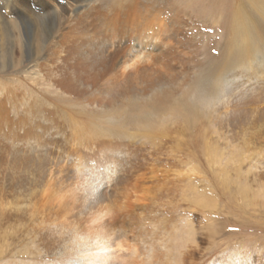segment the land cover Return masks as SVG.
Segmentation results:
<instances>
[{
	"label": "bare ground",
	"instance_id": "obj_1",
	"mask_svg": "<svg viewBox=\"0 0 264 264\" xmlns=\"http://www.w3.org/2000/svg\"><path fill=\"white\" fill-rule=\"evenodd\" d=\"M216 2L221 38L190 2L4 0L21 17L0 11V242L50 264L77 223L127 221L145 172L202 155L216 105L232 131L264 116V0Z\"/></svg>",
	"mask_w": 264,
	"mask_h": 264
},
{
	"label": "rangeland",
	"instance_id": "obj_2",
	"mask_svg": "<svg viewBox=\"0 0 264 264\" xmlns=\"http://www.w3.org/2000/svg\"><path fill=\"white\" fill-rule=\"evenodd\" d=\"M174 1L190 2L189 10L209 35H225L226 24L220 27L218 21L230 6L216 0ZM3 2V16L17 21L18 11ZM223 111L216 105L208 118L202 155L190 149L180 159H165L162 168L145 172L146 181L129 187L128 201H121L128 207L120 205L123 213L129 211L127 221L104 212L91 225L77 223L66 230L48 263L86 264L87 253L100 245L110 253V264H236L241 256L264 264V116L232 131L225 127ZM29 240L8 235L0 242V264H31L33 251L25 249Z\"/></svg>",
	"mask_w": 264,
	"mask_h": 264
},
{
	"label": "clouds",
	"instance_id": "obj_3",
	"mask_svg": "<svg viewBox=\"0 0 264 264\" xmlns=\"http://www.w3.org/2000/svg\"><path fill=\"white\" fill-rule=\"evenodd\" d=\"M88 260L86 264H110V253L104 251L103 247L97 245L95 249L87 253ZM251 256L247 258L241 256L238 258L236 264H250Z\"/></svg>",
	"mask_w": 264,
	"mask_h": 264
}]
</instances>
